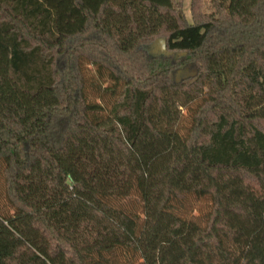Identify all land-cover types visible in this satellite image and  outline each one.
Listing matches in <instances>:
<instances>
[{"label": "trees", "instance_id": "obj_1", "mask_svg": "<svg viewBox=\"0 0 264 264\" xmlns=\"http://www.w3.org/2000/svg\"><path fill=\"white\" fill-rule=\"evenodd\" d=\"M204 5L0 0V264H264V0Z\"/></svg>", "mask_w": 264, "mask_h": 264}, {"label": "rangeland", "instance_id": "obj_2", "mask_svg": "<svg viewBox=\"0 0 264 264\" xmlns=\"http://www.w3.org/2000/svg\"><path fill=\"white\" fill-rule=\"evenodd\" d=\"M184 2V11L189 19V21H193V17H192V11H191V3H192V0H183ZM204 8H203V11L205 13H212L214 11V7L212 5V0H204ZM146 51L149 53V49H147V47H145ZM150 54V53H149ZM185 66H187V63L185 64H182L181 66L177 67L176 68V71H178L179 69H182L184 68ZM87 69L89 70V74L90 75H94L96 74V70L93 66L91 65H86ZM185 74H182L181 77H183ZM108 83V81H107ZM185 124H187V120L184 121ZM129 206L131 205H135V201H130L127 203ZM138 207V205H137ZM210 208V204L208 201H202L198 204H195L194 205V213L195 215H197L198 217H201L205 212H207Z\"/></svg>", "mask_w": 264, "mask_h": 264}, {"label": "water", "instance_id": "obj_3", "mask_svg": "<svg viewBox=\"0 0 264 264\" xmlns=\"http://www.w3.org/2000/svg\"><path fill=\"white\" fill-rule=\"evenodd\" d=\"M149 49V53L152 56H165V57H181L186 53H174L170 51L167 47V40L164 37L157 38L154 42L146 46ZM185 74L184 76H195L197 71H190L188 68L185 70L178 71V81L181 79V75Z\"/></svg>", "mask_w": 264, "mask_h": 264}]
</instances>
